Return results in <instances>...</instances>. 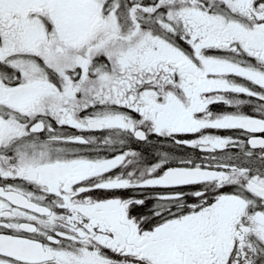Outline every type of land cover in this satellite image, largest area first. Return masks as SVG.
Instances as JSON below:
<instances>
[{
    "label": "snow or ice",
    "instance_id": "6c2138e0",
    "mask_svg": "<svg viewBox=\"0 0 264 264\" xmlns=\"http://www.w3.org/2000/svg\"><path fill=\"white\" fill-rule=\"evenodd\" d=\"M0 264H264V0H0Z\"/></svg>",
    "mask_w": 264,
    "mask_h": 264
}]
</instances>
